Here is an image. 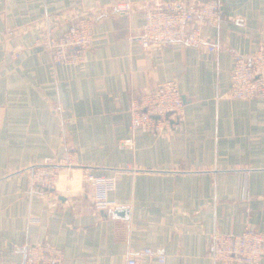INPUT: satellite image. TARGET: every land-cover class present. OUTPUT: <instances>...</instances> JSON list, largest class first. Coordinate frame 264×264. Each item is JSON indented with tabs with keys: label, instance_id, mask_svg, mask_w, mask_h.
Returning a JSON list of instances; mask_svg holds the SVG:
<instances>
[{
	"label": "crops",
	"instance_id": "1",
	"mask_svg": "<svg viewBox=\"0 0 264 264\" xmlns=\"http://www.w3.org/2000/svg\"><path fill=\"white\" fill-rule=\"evenodd\" d=\"M118 1L0 0V264L21 262L39 241L60 248L62 264H125L147 247L164 264H220L213 231L264 230V99L226 96L232 52L264 47V0H219V21L202 28L215 52L129 39L144 5L192 0H128L126 15L110 11ZM80 9L95 14L86 61L53 64L34 45L39 25ZM170 79L184 103L171 133L131 131V97ZM67 152L54 189L29 186L30 168ZM87 172L116 175L114 209H92Z\"/></svg>",
	"mask_w": 264,
	"mask_h": 264
},
{
	"label": "built area",
	"instance_id": "2",
	"mask_svg": "<svg viewBox=\"0 0 264 264\" xmlns=\"http://www.w3.org/2000/svg\"><path fill=\"white\" fill-rule=\"evenodd\" d=\"M219 0H192L188 2H164L142 7L143 23L136 39L142 49L149 50L165 45L183 44L204 47L215 52L217 46L209 43L202 33L206 25H215L221 14ZM133 9L130 1L115 3L110 11L126 15ZM91 9H80L64 17H47L39 25L34 45L50 55L53 64H83L92 46L95 18ZM19 29H10L7 35L18 34ZM230 86L226 96L231 99H264V47L250 54L232 52V68L229 73ZM183 98L174 79L156 83L151 89L133 95L129 103L130 129H143L153 134L169 135L173 124L183 114ZM132 137L123 139L122 146H132ZM74 155L67 152L56 160L46 158L28 170L29 186L54 189L57 169L60 164H71ZM95 212L109 211L117 204L109 198L115 190L116 175H94L89 172L82 177ZM37 215L28 216L29 223H38ZM211 258L220 264H257L264 257V230L245 226L240 233L232 231L210 234ZM139 256L153 258L155 264H164L165 255L152 248H144ZM138 255L129 254L125 264H137ZM63 252L47 241L24 246V258L12 264H62Z\"/></svg>",
	"mask_w": 264,
	"mask_h": 264
}]
</instances>
